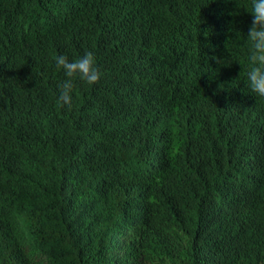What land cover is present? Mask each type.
Instances as JSON below:
<instances>
[{
    "label": "trees",
    "instance_id": "obj_1",
    "mask_svg": "<svg viewBox=\"0 0 264 264\" xmlns=\"http://www.w3.org/2000/svg\"><path fill=\"white\" fill-rule=\"evenodd\" d=\"M249 10L0 0V264H264ZM86 51L101 79L61 106L53 57Z\"/></svg>",
    "mask_w": 264,
    "mask_h": 264
},
{
    "label": "clouds",
    "instance_id": "obj_2",
    "mask_svg": "<svg viewBox=\"0 0 264 264\" xmlns=\"http://www.w3.org/2000/svg\"><path fill=\"white\" fill-rule=\"evenodd\" d=\"M228 2V0H225ZM252 20L247 32L250 48L247 55L248 69L246 85L257 98H264V0H250ZM57 69L62 70L66 79L60 86L57 103L72 107L74 81L79 79L87 85H95L101 79V72L92 51L70 60L66 55L54 56ZM220 63L219 59H216Z\"/></svg>",
    "mask_w": 264,
    "mask_h": 264
}]
</instances>
